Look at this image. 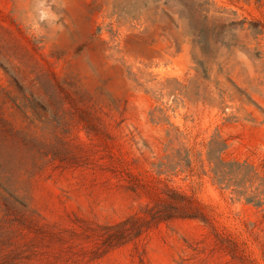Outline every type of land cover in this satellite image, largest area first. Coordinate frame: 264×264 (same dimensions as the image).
<instances>
[{
    "label": "rangeland",
    "instance_id": "obj_1",
    "mask_svg": "<svg viewBox=\"0 0 264 264\" xmlns=\"http://www.w3.org/2000/svg\"><path fill=\"white\" fill-rule=\"evenodd\" d=\"M215 135L264 176V0H0V264H264V207L173 169ZM166 187L224 239L175 220L102 253Z\"/></svg>",
    "mask_w": 264,
    "mask_h": 264
},
{
    "label": "trees",
    "instance_id": "obj_2",
    "mask_svg": "<svg viewBox=\"0 0 264 264\" xmlns=\"http://www.w3.org/2000/svg\"><path fill=\"white\" fill-rule=\"evenodd\" d=\"M227 149V141L220 135H215L204 145V150L189 149L183 153L179 151V161L173 169L184 166L199 179L202 176H209L214 185L222 190L231 191L238 200L243 199L246 204L257 208L264 207V176L252 164L226 159ZM142 214L144 215L135 214L119 223L103 227V232L99 233L103 246L102 253L136 241L159 224L175 220L200 221L210 226L217 238L224 239L194 198L176 188L166 187L163 190V197L153 206L146 205L142 209ZM234 258L242 260V264H245L243 261L255 264L245 256L235 255Z\"/></svg>",
    "mask_w": 264,
    "mask_h": 264
}]
</instances>
